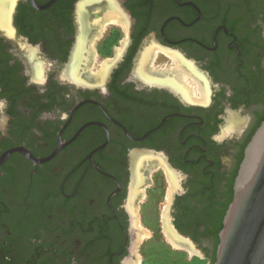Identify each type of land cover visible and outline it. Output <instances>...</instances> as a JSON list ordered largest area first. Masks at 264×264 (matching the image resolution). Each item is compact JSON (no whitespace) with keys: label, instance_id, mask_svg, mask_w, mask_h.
<instances>
[{"label":"flooded vegetation","instance_id":"1","mask_svg":"<svg viewBox=\"0 0 264 264\" xmlns=\"http://www.w3.org/2000/svg\"><path fill=\"white\" fill-rule=\"evenodd\" d=\"M4 6L0 264H137L152 212L213 264L264 120V0ZM171 56L201 98L148 72Z\"/></svg>","mask_w":264,"mask_h":264},{"label":"water","instance_id":"2","mask_svg":"<svg viewBox=\"0 0 264 264\" xmlns=\"http://www.w3.org/2000/svg\"><path fill=\"white\" fill-rule=\"evenodd\" d=\"M213 264H264V120L244 149Z\"/></svg>","mask_w":264,"mask_h":264},{"label":"rangeland","instance_id":"3","mask_svg":"<svg viewBox=\"0 0 264 264\" xmlns=\"http://www.w3.org/2000/svg\"><path fill=\"white\" fill-rule=\"evenodd\" d=\"M104 28H109L113 33L118 31L117 26L109 25ZM107 33H109V30ZM96 43L95 41L93 45ZM98 65H100V62L94 64V71L98 68ZM170 65L168 64L167 67H170ZM165 66L163 65V67ZM155 216L156 213L152 212L149 218L139 224L145 231L136 248L138 254L137 264H208L206 260L193 253V251L189 252L171 243L165 234L163 224L158 223Z\"/></svg>","mask_w":264,"mask_h":264},{"label":"bare ground","instance_id":"4","mask_svg":"<svg viewBox=\"0 0 264 264\" xmlns=\"http://www.w3.org/2000/svg\"><path fill=\"white\" fill-rule=\"evenodd\" d=\"M6 1L7 0H0V23L1 24L5 22L4 21L5 20L4 4ZM116 18H114V15H108L106 17L105 22L109 20L119 22ZM155 55L156 54L154 53L152 55L153 56L152 58H154ZM171 61H172V64L170 65V67L165 66L163 68H158V69H154L153 63H150L149 67L147 68L148 72L151 75H153L154 78L158 79L157 81L173 83L175 84V87H178L179 89H183V90L184 89L186 90V88L184 87H187L194 94V96H196L195 98H198L199 94H197L196 92L199 91L201 93V96L199 97L201 98L205 92V87H204L205 85L192 74L191 70H189L188 67H186L185 63H183L180 59H176L175 57L171 56ZM164 231H165V234L168 240L171 241V243H173L174 245L178 247H182L188 250L189 252H192V248L188 244L177 239L173 235V233L169 232L166 226L164 227Z\"/></svg>","mask_w":264,"mask_h":264}]
</instances>
